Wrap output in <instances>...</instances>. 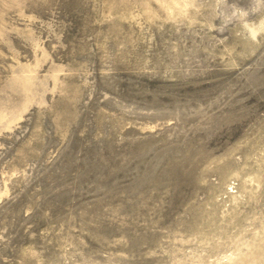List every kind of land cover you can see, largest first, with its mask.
Segmentation results:
<instances>
[{
    "label": "rangeland",
    "instance_id": "obj_1",
    "mask_svg": "<svg viewBox=\"0 0 264 264\" xmlns=\"http://www.w3.org/2000/svg\"><path fill=\"white\" fill-rule=\"evenodd\" d=\"M0 264H264V0H0Z\"/></svg>",
    "mask_w": 264,
    "mask_h": 264
},
{
    "label": "clouds",
    "instance_id": "obj_2",
    "mask_svg": "<svg viewBox=\"0 0 264 264\" xmlns=\"http://www.w3.org/2000/svg\"><path fill=\"white\" fill-rule=\"evenodd\" d=\"M191 5H185L184 8L179 12V16H187L188 15V9L191 8ZM257 33L252 32L251 30L248 31V38L252 40L257 39Z\"/></svg>",
    "mask_w": 264,
    "mask_h": 264
}]
</instances>
